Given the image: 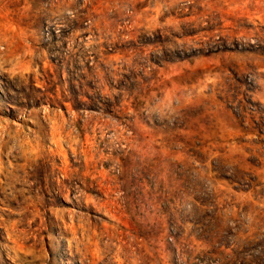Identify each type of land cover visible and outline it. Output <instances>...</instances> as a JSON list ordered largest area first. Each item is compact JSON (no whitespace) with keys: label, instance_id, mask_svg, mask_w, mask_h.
Here are the masks:
<instances>
[{"label":"rangeland","instance_id":"obj_1","mask_svg":"<svg viewBox=\"0 0 264 264\" xmlns=\"http://www.w3.org/2000/svg\"><path fill=\"white\" fill-rule=\"evenodd\" d=\"M0 264H264V0H0Z\"/></svg>","mask_w":264,"mask_h":264}]
</instances>
